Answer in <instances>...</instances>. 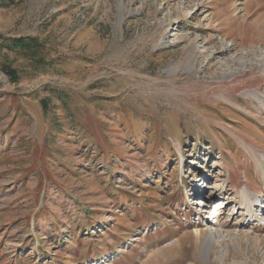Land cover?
<instances>
[{
    "label": "rangeland",
    "instance_id": "obj_1",
    "mask_svg": "<svg viewBox=\"0 0 264 264\" xmlns=\"http://www.w3.org/2000/svg\"><path fill=\"white\" fill-rule=\"evenodd\" d=\"M0 264H264V0H0Z\"/></svg>",
    "mask_w": 264,
    "mask_h": 264
},
{
    "label": "trees",
    "instance_id": "obj_2",
    "mask_svg": "<svg viewBox=\"0 0 264 264\" xmlns=\"http://www.w3.org/2000/svg\"><path fill=\"white\" fill-rule=\"evenodd\" d=\"M11 41H12V47L24 54H31L34 51V48L38 45L37 40L32 38H16ZM8 70L9 71L7 73L11 77H13L14 80H18L17 73L12 69H8Z\"/></svg>",
    "mask_w": 264,
    "mask_h": 264
},
{
    "label": "bare ground",
    "instance_id": "obj_3",
    "mask_svg": "<svg viewBox=\"0 0 264 264\" xmlns=\"http://www.w3.org/2000/svg\"><path fill=\"white\" fill-rule=\"evenodd\" d=\"M243 195H244V197L246 198V199H248L249 200V198H250V193H249V191H248V189L247 190H245L244 189V191H243ZM200 202V201H199ZM218 203H222L223 204V201H220V202H218ZM262 205H263V203H262ZM215 206V209L213 210L214 211V213H213V215H212V219H214L215 218V212L217 211H220L221 209V207H217L218 206V204H215L214 205ZM226 207H227V203H226ZM224 207L222 206V209H223ZM249 210H251V208L249 209ZM210 214V213H209ZM216 215H218V214H216ZM217 243V241H216V239H215V236L214 235H211L210 237H208L207 238V243H206V248H205V252H206V254L209 252V250L212 248V247H214V245Z\"/></svg>",
    "mask_w": 264,
    "mask_h": 264
}]
</instances>
